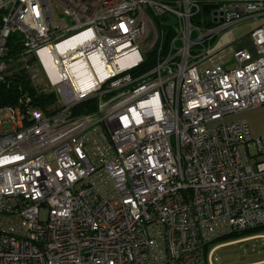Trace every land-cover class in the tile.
<instances>
[{
    "label": "built area",
    "instance_id": "2783aa9c",
    "mask_svg": "<svg viewBox=\"0 0 264 264\" xmlns=\"http://www.w3.org/2000/svg\"><path fill=\"white\" fill-rule=\"evenodd\" d=\"M259 19L256 59L214 60ZM12 35L59 107H0V264H215L264 226V136L233 119L264 104V0H0V83Z\"/></svg>",
    "mask_w": 264,
    "mask_h": 264
},
{
    "label": "rangeland",
    "instance_id": "374dc122",
    "mask_svg": "<svg viewBox=\"0 0 264 264\" xmlns=\"http://www.w3.org/2000/svg\"><path fill=\"white\" fill-rule=\"evenodd\" d=\"M250 26H243L237 29V32L233 33L231 36H226L224 40L225 43H231V41H235L237 35H242V38L234 44V51L246 50L250 54H252L253 59L258 57L257 50L254 45L253 38L251 33L247 36H244L248 33ZM244 36V37H243ZM241 37V36H240ZM223 45V44H222ZM143 52V51H142ZM144 53V52H143ZM28 60V63L33 64V59ZM33 59V60H32ZM39 64V61L37 62ZM37 70H22L23 63L19 62L18 59L9 66L7 72V78L12 75H15L19 71L27 70L28 77L32 80L33 86L36 88L37 94L41 93H50L54 92L56 95V102L48 107V110H53L59 107V95L55 86L51 85V82L45 72V70L41 66H36ZM24 69V68H23ZM233 119H244L247 120L252 135L254 137L264 136V104L258 106L256 108L250 109L246 112L240 113L236 115ZM11 129L10 124H5L2 126V130L8 131ZM252 162H254V158H252ZM259 230L247 232L241 234L239 236H234L230 241H215L210 243L209 249L213 246L223 244L215 253L216 256H219V261H215V264H255L261 261H264V237H255L258 235H264V227H258ZM242 232V231H241ZM254 237V238H251ZM244 238H249L246 240L238 241Z\"/></svg>",
    "mask_w": 264,
    "mask_h": 264
},
{
    "label": "trees",
    "instance_id": "16d2710c",
    "mask_svg": "<svg viewBox=\"0 0 264 264\" xmlns=\"http://www.w3.org/2000/svg\"><path fill=\"white\" fill-rule=\"evenodd\" d=\"M9 54L8 57H14L17 59L22 52L21 46L18 41L17 35H12L8 41ZM153 65V62H147L135 69L136 73H141L149 70ZM22 70H25L22 68ZM27 72V70H26ZM25 71H19L15 75L6 78L4 82L0 83V107L14 106L18 103L19 99L24 95H30L32 97V104L41 109H48L56 102V95L54 92L37 94L35 86H33L32 80L28 77ZM96 99H88L74 106L73 113L75 115L88 113L95 109ZM264 227V226H263ZM259 228L249 229L242 232H236L227 236L219 238L217 241H230L234 236L256 231ZM227 242V241H226Z\"/></svg>",
    "mask_w": 264,
    "mask_h": 264
},
{
    "label": "crops",
    "instance_id": "0c3cea01",
    "mask_svg": "<svg viewBox=\"0 0 264 264\" xmlns=\"http://www.w3.org/2000/svg\"><path fill=\"white\" fill-rule=\"evenodd\" d=\"M260 19L259 20H251L248 22H244L241 23L237 26H235L229 33H225L221 36H219L215 41H214V48L218 51V56H216L214 58V60H218L219 59V54L220 56H223L222 61L224 63V67L226 68H232L233 67V62H234V56H233V46L235 43H237L241 38L242 35H237L235 41H231V43H225L224 40L226 39V36H231L233 33L237 32V29L243 26H250V29L248 31V33L244 36H247L251 33V31L259 24ZM241 36V37H240ZM243 36V37H244ZM223 44V45H222ZM231 47V48H230ZM224 50V52H220V50ZM220 52V53H219Z\"/></svg>",
    "mask_w": 264,
    "mask_h": 264
},
{
    "label": "water",
    "instance_id": "95a60500",
    "mask_svg": "<svg viewBox=\"0 0 264 264\" xmlns=\"http://www.w3.org/2000/svg\"><path fill=\"white\" fill-rule=\"evenodd\" d=\"M211 8L212 6H208V5L204 6V13H208Z\"/></svg>",
    "mask_w": 264,
    "mask_h": 264
},
{
    "label": "bare ground",
    "instance_id": "6f19581e",
    "mask_svg": "<svg viewBox=\"0 0 264 264\" xmlns=\"http://www.w3.org/2000/svg\"><path fill=\"white\" fill-rule=\"evenodd\" d=\"M48 70L53 73L55 72V67L54 66H48Z\"/></svg>",
    "mask_w": 264,
    "mask_h": 264
}]
</instances>
